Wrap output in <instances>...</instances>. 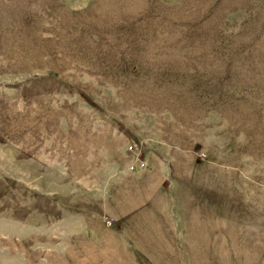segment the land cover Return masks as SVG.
Wrapping results in <instances>:
<instances>
[{"label":"rangeland","instance_id":"rangeland-1","mask_svg":"<svg viewBox=\"0 0 264 264\" xmlns=\"http://www.w3.org/2000/svg\"><path fill=\"white\" fill-rule=\"evenodd\" d=\"M0 264H264V0H0Z\"/></svg>","mask_w":264,"mask_h":264}]
</instances>
